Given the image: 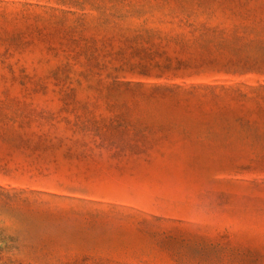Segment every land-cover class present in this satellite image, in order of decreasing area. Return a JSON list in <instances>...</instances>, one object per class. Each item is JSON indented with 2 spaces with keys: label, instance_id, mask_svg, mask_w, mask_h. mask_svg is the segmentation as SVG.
Returning <instances> with one entry per match:
<instances>
[{
  "label": "rangeland",
  "instance_id": "374dc122",
  "mask_svg": "<svg viewBox=\"0 0 264 264\" xmlns=\"http://www.w3.org/2000/svg\"><path fill=\"white\" fill-rule=\"evenodd\" d=\"M0 264H264V0H0Z\"/></svg>",
  "mask_w": 264,
  "mask_h": 264
},
{
  "label": "crops",
  "instance_id": "0c3cea01",
  "mask_svg": "<svg viewBox=\"0 0 264 264\" xmlns=\"http://www.w3.org/2000/svg\"><path fill=\"white\" fill-rule=\"evenodd\" d=\"M145 222L151 223V224H157L160 221L159 219H156V218H148Z\"/></svg>",
  "mask_w": 264,
  "mask_h": 264
}]
</instances>
